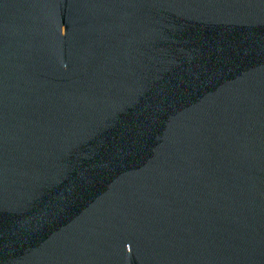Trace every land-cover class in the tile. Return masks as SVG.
I'll return each mask as SVG.
<instances>
[{
  "label": "water",
  "instance_id": "obj_1",
  "mask_svg": "<svg viewBox=\"0 0 264 264\" xmlns=\"http://www.w3.org/2000/svg\"><path fill=\"white\" fill-rule=\"evenodd\" d=\"M0 264H264V0H0Z\"/></svg>",
  "mask_w": 264,
  "mask_h": 264
}]
</instances>
